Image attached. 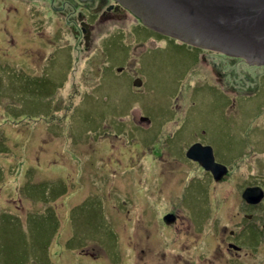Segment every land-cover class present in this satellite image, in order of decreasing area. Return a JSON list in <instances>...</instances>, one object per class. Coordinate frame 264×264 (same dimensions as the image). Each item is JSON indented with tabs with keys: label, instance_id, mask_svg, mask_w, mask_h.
<instances>
[{
	"label": "rangeland",
	"instance_id": "1",
	"mask_svg": "<svg viewBox=\"0 0 264 264\" xmlns=\"http://www.w3.org/2000/svg\"><path fill=\"white\" fill-rule=\"evenodd\" d=\"M62 2L0 0V264H170V245L186 236L184 208L177 199L164 205L153 186L160 178L140 165L170 162L161 148L186 116V124L227 126L256 116L250 140L264 152V89L234 94L257 86L264 68L160 38L122 6L120 15L108 5L103 19L73 9L98 2V13L100 0ZM220 64L230 78L214 73ZM141 116L148 133L133 129ZM256 152L213 185L214 216L226 225L242 206L229 192V209L218 210L217 191L229 184L233 194L253 161L264 162ZM170 210L181 218L167 232Z\"/></svg>",
	"mask_w": 264,
	"mask_h": 264
},
{
	"label": "flooded vegetation",
	"instance_id": "2",
	"mask_svg": "<svg viewBox=\"0 0 264 264\" xmlns=\"http://www.w3.org/2000/svg\"><path fill=\"white\" fill-rule=\"evenodd\" d=\"M67 1L72 2V0ZM67 1L63 0L62 2L65 7H68ZM97 4L98 2L95 7ZM110 4H113L114 8L117 7L116 12L120 15L127 12L112 0H102V6L98 13H93L95 7L89 8L86 3L78 9L80 10L79 13L78 6L73 5V9L76 17L78 14H82L84 17V12L87 11L90 17L100 15L101 18L107 19L111 15L109 9L106 10ZM84 33L88 35L87 30ZM251 66L264 68V65L252 64ZM223 67L221 65V69L216 70L213 66L214 73L221 80L223 78L226 80L227 77L230 78V75L228 72H220ZM234 67L237 65L233 64L231 68L227 69L232 70ZM257 81L259 82L257 86L255 83L253 88L247 89L246 93L235 92V96L240 97L239 99H250L261 89H264L263 70L257 76ZM222 86L225 91L234 90L232 86ZM193 104L190 102V105ZM167 109L176 111L178 108L170 106ZM173 114L175 113L164 115V123H169L174 119L175 115ZM130 118L133 121L132 116ZM255 118L256 116L250 120L248 125L247 120H243L238 125L234 123L232 126H227L186 124V116L181 126L171 133L172 140L165 141L161 148L170 162L162 161L161 165L157 158L148 157L147 161L145 163L143 161V164L140 165L139 169L143 168L144 171L150 169L151 175L160 178L159 182L153 186L154 189L157 188L156 192L159 191V195L163 196L164 200L161 202L164 205L168 203V200L176 201L177 199L184 208L181 210L185 214L181 226L185 227L183 230L186 232V236L174 240L175 249L170 245V251L174 250L176 255L174 262L170 264H264V162L261 164L256 160L253 161L252 172H246L242 175L238 189L233 194L229 184L228 189H225L223 185L217 191V197L223 199L218 210L223 207L229 209L230 204L226 198L229 192L233 196V200L237 199V204L242 206L239 208L240 212L235 214L237 221H234V216L231 218L233 222L230 225L216 220L212 196L213 185H218L232 174L231 164H244L247 167L246 161L243 163V158L248 155L249 150L258 151L254 141L250 140L254 130L260 127L251 123ZM138 119L142 124H133V129L148 133L146 127H148L149 121L142 116ZM146 139L148 151H154L155 142L149 140L151 139L149 135H146ZM229 139L236 140L234 147H229ZM197 143L201 147H210L214 161L226 168L217 180L212 173L206 171L198 161L194 160L193 152L188 154L189 149ZM200 152L202 153V151ZM256 154L262 157L264 152H256ZM235 155L238 156L230 163V157ZM152 160L155 162L151 166ZM131 174L133 177L131 184L136 188L137 184L140 183L135 180V176L138 174L132 171ZM200 193L202 194L201 197ZM244 194L246 197H243ZM180 218L178 213L175 216L170 210V213L163 215L162 227L165 231L172 232L174 231L173 225L178 224Z\"/></svg>",
	"mask_w": 264,
	"mask_h": 264
},
{
	"label": "water",
	"instance_id": "3",
	"mask_svg": "<svg viewBox=\"0 0 264 264\" xmlns=\"http://www.w3.org/2000/svg\"><path fill=\"white\" fill-rule=\"evenodd\" d=\"M113 1L127 9L142 26L164 37L264 65V0ZM135 84L140 85L141 81L137 79ZM191 152L194 160L216 180L224 173L226 168L214 161L210 147L197 143L188 154Z\"/></svg>",
	"mask_w": 264,
	"mask_h": 264
},
{
	"label": "trees",
	"instance_id": "4",
	"mask_svg": "<svg viewBox=\"0 0 264 264\" xmlns=\"http://www.w3.org/2000/svg\"><path fill=\"white\" fill-rule=\"evenodd\" d=\"M141 26V25H140ZM142 27V26H141ZM143 29H145L144 27H142ZM147 30V29H146ZM149 32H151V33H153V34H156L158 37H160V38H162L163 36H161V35H159V34H157V33H154V32H152V31H150V30H148ZM166 38V37H165ZM168 39H170V38H168ZM170 40H172V39H170ZM174 41V40H173ZM183 46H186L187 47V45H185V44H183V43H181ZM189 47V46H188ZM190 48H192V49H194L196 52H197V54H198V51H202V50H199V49H197V48H193V47H190Z\"/></svg>",
	"mask_w": 264,
	"mask_h": 264
}]
</instances>
